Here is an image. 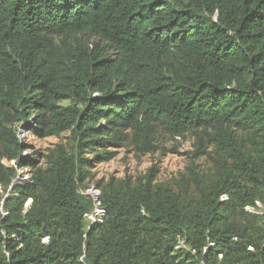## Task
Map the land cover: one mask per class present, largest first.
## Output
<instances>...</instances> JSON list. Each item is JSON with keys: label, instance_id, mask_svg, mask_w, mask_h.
Instances as JSON below:
<instances>
[{"label": "trees", "instance_id": "16d2710c", "mask_svg": "<svg viewBox=\"0 0 264 264\" xmlns=\"http://www.w3.org/2000/svg\"><path fill=\"white\" fill-rule=\"evenodd\" d=\"M0 264H264V0H0Z\"/></svg>", "mask_w": 264, "mask_h": 264}, {"label": "rangeland", "instance_id": "374dc122", "mask_svg": "<svg viewBox=\"0 0 264 264\" xmlns=\"http://www.w3.org/2000/svg\"><path fill=\"white\" fill-rule=\"evenodd\" d=\"M22 132V130H20ZM20 138L32 146L33 149L26 151L22 159L33 158L36 153H43L48 147H51L56 142L55 138H48L44 140L36 139L26 132L20 133ZM191 150V140L184 141L177 140L176 142L168 140L161 149L154 154L137 157L133 153L123 150L109 163L99 164L93 170L94 180L100 178L107 179L108 177L122 178L125 176L138 177L144 176L150 169H154L155 177L160 181H168L176 177L183 171L186 162L185 154ZM36 160L38 159L35 157ZM6 166H15L13 162H4ZM30 170L26 168L18 169L19 181L24 183L28 181ZM92 181L89 188L91 194L93 189ZM19 183V182H18ZM91 222V220H89Z\"/></svg>", "mask_w": 264, "mask_h": 264}, {"label": "built area", "instance_id": "2783aa9c", "mask_svg": "<svg viewBox=\"0 0 264 264\" xmlns=\"http://www.w3.org/2000/svg\"><path fill=\"white\" fill-rule=\"evenodd\" d=\"M21 183H23L22 180L18 184H21ZM91 196L93 197V199L95 201H97V199H98V192H96L95 190L92 191L91 192ZM103 216H104V212L101 209L96 208L94 210V213L93 214L87 215L86 217H87V220L88 221L91 220V222H89V223H90V225H92L94 223L100 222L101 219L103 218Z\"/></svg>", "mask_w": 264, "mask_h": 264}, {"label": "water", "instance_id": "95a60500", "mask_svg": "<svg viewBox=\"0 0 264 264\" xmlns=\"http://www.w3.org/2000/svg\"><path fill=\"white\" fill-rule=\"evenodd\" d=\"M19 179H20V177L18 176L17 177V179H16V181H15V183L12 185V189L17 185V183H18V181H19ZM30 203V202H29ZM29 203H28V205H29Z\"/></svg>", "mask_w": 264, "mask_h": 264}, {"label": "clouds", "instance_id": "9594fccd", "mask_svg": "<svg viewBox=\"0 0 264 264\" xmlns=\"http://www.w3.org/2000/svg\"><path fill=\"white\" fill-rule=\"evenodd\" d=\"M18 182H20V181H18ZM23 183H24V182H23ZM23 183H21V184H18V183H17V185H22Z\"/></svg>", "mask_w": 264, "mask_h": 264}]
</instances>
